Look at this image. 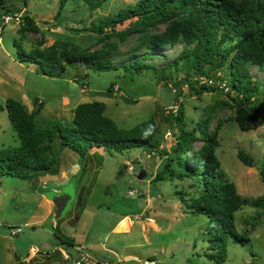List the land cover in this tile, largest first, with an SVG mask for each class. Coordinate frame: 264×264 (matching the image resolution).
<instances>
[{
	"label": "rangeland",
	"instance_id": "374dc122",
	"mask_svg": "<svg viewBox=\"0 0 264 264\" xmlns=\"http://www.w3.org/2000/svg\"><path fill=\"white\" fill-rule=\"evenodd\" d=\"M59 1L5 0L10 19L3 21V11H0L1 106L6 98L12 97L32 111L35 108L33 99L37 97L43 102L34 116L37 126L56 120L61 126L68 127L72 125L73 111L78 103L103 101L105 114L122 128L154 116L160 148L170 151L175 143L176 127L169 119L173 114L169 107L172 105L177 109L182 105L188 128L196 127L203 120H206L208 133L220 126L215 153L221 169L237 191L248 198L263 195L264 184L257 166L264 164V65L250 68L258 85L255 103L263 112L260 125L249 131H241L233 119L234 110L221 103L223 99L227 100L224 91L196 95L187 84L179 83L183 70L166 68L154 72L145 69L133 74L131 79L123 75L121 68L97 71L79 64L78 67L67 65L60 76L45 75L37 62L24 60L22 54V60L19 58L14 41L25 53L56 42H70L82 51L106 50L115 64L146 59L158 68L171 63L182 51V45L178 43L159 47L150 52L148 58L144 56L147 35L162 31L165 24L145 34L132 33L125 37L114 34L102 40L88 30L92 24L136 0H107L93 10H89L82 0H67L57 14ZM15 9L22 11L13 13ZM25 12L38 25L37 32H18L20 17ZM129 21L118 24L116 30L124 28ZM63 46L59 45L57 51ZM222 72L225 77L227 71L223 69ZM159 75L165 78L161 80ZM76 78L87 85L78 84ZM110 81L115 84L107 92ZM200 84L201 80L195 87ZM208 84L223 87L219 81ZM17 145L19 139L3 108L0 110V147ZM201 145V142L194 143L196 148ZM52 146L58 158V171L62 169L60 175L72 179L67 183L43 182L46 178L39 179V175L29 181L0 173V264H12L14 254L25 259L29 253L33 254L30 251L33 248L41 253L62 249L74 256L76 249L59 244V237L72 238L83 247L86 254L83 264H218L206 255L208 218L189 212L175 193L177 189L196 193L198 188L193 180H153L166 160L163 152L135 146L123 152L88 154L81 160L78 156L75 158L76 153L69 148L74 154L62 155L63 147L58 138ZM238 149L249 154L256 165H244L237 157ZM59 156H62V162ZM134 158H137V170L145 171L141 179H135L132 174L129 161ZM72 168L76 169L75 173ZM54 188L72 195L58 219H54L53 203L48 199ZM79 194L83 196L85 206L79 220L75 221ZM122 215H129L132 225L129 218H124L116 228L122 232H112ZM235 223L237 230L249 237V241L229 240L227 258L220 264H264V214L260 209L245 205L235 213ZM252 223L254 227H251ZM17 227L20 232L12 235L10 228Z\"/></svg>",
	"mask_w": 264,
	"mask_h": 264
},
{
	"label": "trees",
	"instance_id": "16d2710c",
	"mask_svg": "<svg viewBox=\"0 0 264 264\" xmlns=\"http://www.w3.org/2000/svg\"><path fill=\"white\" fill-rule=\"evenodd\" d=\"M66 1H59L57 14ZM82 1L89 10H93L107 0ZM0 11L9 12L5 0H0ZM21 11L15 9L13 13ZM20 18V34L39 30L28 13H23ZM125 20L130 21L124 28L116 30V26ZM161 24L166 25L162 31L147 35L144 56L148 58L150 52L157 48L178 43L182 45V51L171 63L160 68L146 59L115 64L106 50L82 51L70 42H56L43 49H33L30 53L23 52L16 41L14 45L21 60L22 54L24 60L37 62L41 72L49 76H60L67 65L78 67L79 64L97 71L121 68L123 75L131 79L133 74L145 69L154 72L166 68L183 70L184 75L179 83L187 84L196 95L224 91L227 100L223 99L221 103L234 110L233 119L239 129H256L260 125L263 109L255 103L258 85L252 78L250 68L264 65V0H136L92 24L88 30L98 34L102 40L114 34L119 37L132 33L145 34ZM59 45L64 46L57 51ZM223 69L227 71L225 77L222 75ZM159 76L161 80L165 78ZM200 80L201 84L195 87ZM210 80L222 82L223 87L209 85ZM76 82L87 85L77 78ZM114 84V81H110L107 92L112 90ZM33 102L35 108L32 111L12 97L6 98L4 106L0 105V110H6L19 139L17 146L0 147L1 174L31 181L38 175L57 173L58 158L52 146L55 138H58L61 147L71 149L81 160L93 147L103 148L107 152H123L135 146H144L148 150L163 152L166 156L162 167L153 176L154 181L190 179L198 188L194 194L182 189H177L175 193L189 212L208 218L205 231L208 240L206 255L209 259L218 264L224 262L229 240L240 243L249 241V237L237 230L235 213L248 205L260 209L264 214V191L262 196L243 197L225 175L215 153L219 145V125L212 133L206 131V120L197 123L194 128H188L182 105H179L169 117L176 127L175 143L170 151H165L160 148L159 129L154 116L122 128L105 114V102L93 100L75 106L71 126H61L54 120L39 127L34 122V116L42 108L43 102L37 97ZM195 142L202 145L196 148ZM237 157L246 166L256 165L244 150L238 149ZM257 168L264 184V164H259ZM76 204L79 210L74 219L78 221L85 206L81 194L77 195ZM254 226L252 223L251 227ZM59 244L74 246V241L69 237H59ZM50 254V257H55L60 251L56 249Z\"/></svg>",
	"mask_w": 264,
	"mask_h": 264
},
{
	"label": "crops",
	"instance_id": "0c3cea01",
	"mask_svg": "<svg viewBox=\"0 0 264 264\" xmlns=\"http://www.w3.org/2000/svg\"><path fill=\"white\" fill-rule=\"evenodd\" d=\"M3 13H6V12L3 11ZM103 151H104L103 148L93 147V148L89 149L88 154L89 155H93V154L96 155L98 152H103ZM61 153H62V155L63 154H68V155L74 154L70 150H68L66 147H63V150L61 151ZM74 156H76L75 158H77V154L76 155L74 154ZM59 161L62 162V156H59ZM72 165H76V164L73 163ZM61 171H62V169H60L55 174H48L47 173V174H44V175H39L38 178L39 179L46 178V180H43V182L52 180V181H56L59 184H65L69 180H72V179H67L66 177L60 175L62 173ZM72 172L75 173L76 172V169L75 168L74 169L72 168ZM73 177H75V175H73ZM53 191H54V193H56V192H59V189L54 188ZM83 211H84V209H83ZM46 215H49V214H46ZM124 218H129L130 219L129 215H122L119 218V220L117 221V223L111 229L112 232H122V231H117L116 228L120 224L121 220L124 219ZM130 221H131V225H132V220L130 219ZM72 247H74L76 249L75 255L73 256L70 253H68V254L72 255L74 258H80L81 254L82 255H86L84 253L83 247L81 245H79V244H76L75 241H74V246H72ZM34 250H36V249H34ZM30 251H31V249H30ZM37 252H38L39 255H42V256H39L38 254H31V253H29L27 255V257L24 259V258H21L19 255L14 254V259L15 260H14V262L12 264H19V263L27 264L28 261H29L30 264H49V263L67 264L69 262V261H67V260L64 259V254L66 252H64V250H62V249L60 250V254L56 255L55 257H50L51 256L50 252H42V253L39 252V251H37ZM47 256H49L50 259L47 258ZM105 264H109V263H105Z\"/></svg>",
	"mask_w": 264,
	"mask_h": 264
},
{
	"label": "water",
	"instance_id": "95a60500",
	"mask_svg": "<svg viewBox=\"0 0 264 264\" xmlns=\"http://www.w3.org/2000/svg\"><path fill=\"white\" fill-rule=\"evenodd\" d=\"M137 158H134L133 160L129 161L131 165V171L135 179H141L145 176L144 170H137L136 167ZM72 198V195L70 193H67L65 191H59L49 196V199L53 203V211H54V219H58L63 210L65 209L68 201Z\"/></svg>",
	"mask_w": 264,
	"mask_h": 264
},
{
	"label": "built area",
	"instance_id": "2783aa9c",
	"mask_svg": "<svg viewBox=\"0 0 264 264\" xmlns=\"http://www.w3.org/2000/svg\"><path fill=\"white\" fill-rule=\"evenodd\" d=\"M1 19L3 20V21H7L8 19H10V16L7 14V13H3L2 15H1ZM209 82H212L211 80L209 81ZM169 108H172V112L173 113H175L176 112V107L175 106H170ZM10 230H11V234L12 235H16L17 233H19L20 232V228L19 227H17V228H15V229H11L10 228ZM31 251H33V254H36L37 253V251L36 250H34V249H31ZM86 258V255L84 256V255H82L81 254V256H80V258H74L72 255H70V254H68V253H65L64 254V259L65 260H67V261H69L67 264H83V260ZM27 264H30L29 263V261L27 262Z\"/></svg>",
	"mask_w": 264,
	"mask_h": 264
}]
</instances>
